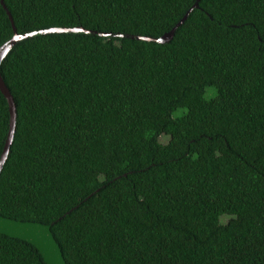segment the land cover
Returning a JSON list of instances; mask_svg holds the SVG:
<instances>
[{
  "label": "trees",
  "instance_id": "trees-1",
  "mask_svg": "<svg viewBox=\"0 0 264 264\" xmlns=\"http://www.w3.org/2000/svg\"><path fill=\"white\" fill-rule=\"evenodd\" d=\"M196 1L0 3V45L113 33L0 62V217L47 227L65 264H264V0ZM8 125L0 91V155ZM0 264L48 263L0 224Z\"/></svg>",
  "mask_w": 264,
  "mask_h": 264
},
{
  "label": "water",
  "instance_id": "water-1",
  "mask_svg": "<svg viewBox=\"0 0 264 264\" xmlns=\"http://www.w3.org/2000/svg\"><path fill=\"white\" fill-rule=\"evenodd\" d=\"M198 1L199 0H197L194 3L193 7H196L198 5ZM0 3L2 4L3 8H5L3 0H0ZM190 9H188V11L183 16V18L180 20V22H182L186 18ZM54 31H61V32L62 31H64V32L72 31V32L94 33V34H98L100 36L113 35V33L89 31V30H86L82 27L59 28V29L58 28H50V29L33 31V32H28V33L19 35L16 33V29L13 27L14 35L10 39L5 41L2 45H0V62H1L2 58L6 55V53L10 50V48L18 40L23 39V38H27L30 36L38 35L40 33L54 32ZM173 33H174V28L171 31L164 33L162 36H160L158 38L133 35V34H118V33H116V35L127 36V37L133 38V39H140V40L164 43V42H167L173 36ZM0 91L7 101L8 112H9V125H8L9 127H8V131H7L6 139L4 142V146H3V149H2V152L0 155V171H1L2 165H3V163L7 157L10 145L12 143L13 135L15 132V121H16V107H15L14 99H13L12 94L10 93L9 89L5 85L1 74H0ZM0 224L2 226H5L7 229H10V230L15 231V232H19V234H22L23 236L27 235V239H29L33 243L40 246L41 252L44 254L45 260L48 264H65L63 257H62V254H61V251L58 248L54 238L50 234L47 227L39 225V224H35V223L20 224V223L15 222V221L6 220L2 217H0Z\"/></svg>",
  "mask_w": 264,
  "mask_h": 264
}]
</instances>
